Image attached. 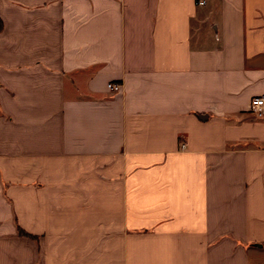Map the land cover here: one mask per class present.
Wrapping results in <instances>:
<instances>
[{"label": "crops", "instance_id": "0c3cea01", "mask_svg": "<svg viewBox=\"0 0 264 264\" xmlns=\"http://www.w3.org/2000/svg\"><path fill=\"white\" fill-rule=\"evenodd\" d=\"M197 1L0 0V264H264V0Z\"/></svg>", "mask_w": 264, "mask_h": 264}, {"label": "built area", "instance_id": "2783aa9c", "mask_svg": "<svg viewBox=\"0 0 264 264\" xmlns=\"http://www.w3.org/2000/svg\"><path fill=\"white\" fill-rule=\"evenodd\" d=\"M198 4H203L205 0H198ZM121 85L115 82L109 83L108 88L113 91H118ZM250 111L257 118H264V96H257L251 100ZM184 147V145H183Z\"/></svg>", "mask_w": 264, "mask_h": 264}, {"label": "trees", "instance_id": "16d2710c", "mask_svg": "<svg viewBox=\"0 0 264 264\" xmlns=\"http://www.w3.org/2000/svg\"><path fill=\"white\" fill-rule=\"evenodd\" d=\"M2 28H3V22H2V20L0 18V31L2 30Z\"/></svg>", "mask_w": 264, "mask_h": 264}]
</instances>
